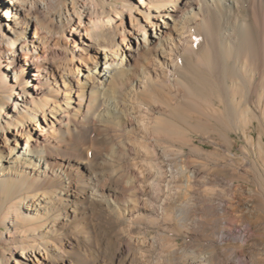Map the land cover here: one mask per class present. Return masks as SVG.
<instances>
[{"label": "bare ground", "instance_id": "obj_1", "mask_svg": "<svg viewBox=\"0 0 264 264\" xmlns=\"http://www.w3.org/2000/svg\"><path fill=\"white\" fill-rule=\"evenodd\" d=\"M0 264H264V0H0Z\"/></svg>", "mask_w": 264, "mask_h": 264}, {"label": "rangeland", "instance_id": "obj_2", "mask_svg": "<svg viewBox=\"0 0 264 264\" xmlns=\"http://www.w3.org/2000/svg\"><path fill=\"white\" fill-rule=\"evenodd\" d=\"M1 14L3 15L4 14V12L3 11H1ZM209 149H211L212 147H208ZM208 148H206V149H208Z\"/></svg>", "mask_w": 264, "mask_h": 264}]
</instances>
